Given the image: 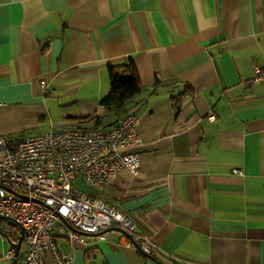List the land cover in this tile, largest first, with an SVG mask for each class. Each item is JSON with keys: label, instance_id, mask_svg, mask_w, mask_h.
I'll list each match as a JSON object with an SVG mask.
<instances>
[{"label": "crops", "instance_id": "0c3cea01", "mask_svg": "<svg viewBox=\"0 0 264 264\" xmlns=\"http://www.w3.org/2000/svg\"><path fill=\"white\" fill-rule=\"evenodd\" d=\"M127 60L144 87L127 107L138 171L77 186L131 216L155 251L118 228L69 242L59 223L57 249L71 264H264V79L251 81L264 0H0V133L111 126L108 67ZM9 248L0 233V264Z\"/></svg>", "mask_w": 264, "mask_h": 264}, {"label": "built area", "instance_id": "2783aa9c", "mask_svg": "<svg viewBox=\"0 0 264 264\" xmlns=\"http://www.w3.org/2000/svg\"><path fill=\"white\" fill-rule=\"evenodd\" d=\"M263 79L264 62L253 67L251 81ZM41 86L45 88L43 82ZM207 118L216 117L209 112ZM137 122L130 112L109 127H69L13 137L0 133V233L10 243L7 256L13 257L22 230L26 249L19 251L17 264H71L72 256L56 247L58 223L69 242L84 241L83 234L104 238L109 229L118 228L128 244L144 254L154 253L150 236L138 222L77 186L107 185L123 169L137 173L142 144Z\"/></svg>", "mask_w": 264, "mask_h": 264}, {"label": "trees", "instance_id": "16d2710c", "mask_svg": "<svg viewBox=\"0 0 264 264\" xmlns=\"http://www.w3.org/2000/svg\"><path fill=\"white\" fill-rule=\"evenodd\" d=\"M108 79L110 90L101 99L100 104L105 111L117 112L120 114V118H123L128 114L127 107L134 99V96L144 87L137 74L134 63L130 60L109 65ZM174 108L177 109V103H174Z\"/></svg>", "mask_w": 264, "mask_h": 264}, {"label": "water", "instance_id": "95a60500", "mask_svg": "<svg viewBox=\"0 0 264 264\" xmlns=\"http://www.w3.org/2000/svg\"><path fill=\"white\" fill-rule=\"evenodd\" d=\"M22 240H23V231L21 230L20 236L18 238V241L13 244L14 246V255L11 259V264H17V257L21 248V244H22Z\"/></svg>", "mask_w": 264, "mask_h": 264}, {"label": "rangeland", "instance_id": "374dc122", "mask_svg": "<svg viewBox=\"0 0 264 264\" xmlns=\"http://www.w3.org/2000/svg\"><path fill=\"white\" fill-rule=\"evenodd\" d=\"M83 184L86 185V186H88V187H91V186H90L91 184H89L88 182H83ZM79 186H80V187H83L82 184H80ZM83 188H84V187H83ZM83 188H81V189H83ZM56 227H57V225L55 226V229H56ZM25 249H26V244H25V242H22L20 252L23 253V252L25 251ZM9 264H11V258L9 259Z\"/></svg>", "mask_w": 264, "mask_h": 264}]
</instances>
